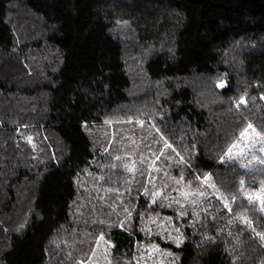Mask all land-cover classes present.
I'll return each instance as SVG.
<instances>
[{"label":"trees","instance_id":"1","mask_svg":"<svg viewBox=\"0 0 264 264\" xmlns=\"http://www.w3.org/2000/svg\"><path fill=\"white\" fill-rule=\"evenodd\" d=\"M247 127L264 0H0V264H264Z\"/></svg>","mask_w":264,"mask_h":264},{"label":"rangeland","instance_id":"2","mask_svg":"<svg viewBox=\"0 0 264 264\" xmlns=\"http://www.w3.org/2000/svg\"><path fill=\"white\" fill-rule=\"evenodd\" d=\"M230 149L231 151H229ZM230 149L224 154L222 159L226 162L241 161L243 168L248 169L262 163L264 159V137L260 136L254 128L247 127ZM247 195L251 200L256 201L264 212V185H261L257 190H249ZM101 247L97 246V249L94 250L88 261L89 264H94L103 258Z\"/></svg>","mask_w":264,"mask_h":264},{"label":"snow or ice","instance_id":"3","mask_svg":"<svg viewBox=\"0 0 264 264\" xmlns=\"http://www.w3.org/2000/svg\"><path fill=\"white\" fill-rule=\"evenodd\" d=\"M229 151H231V149Z\"/></svg>","mask_w":264,"mask_h":264}]
</instances>
